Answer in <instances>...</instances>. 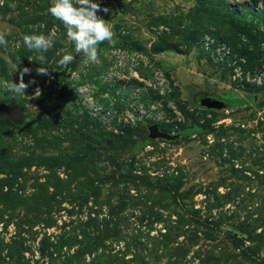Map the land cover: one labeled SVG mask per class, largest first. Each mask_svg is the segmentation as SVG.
I'll list each match as a JSON object with an SVG mask.
<instances>
[{"label": "rangeland", "instance_id": "rangeland-1", "mask_svg": "<svg viewBox=\"0 0 264 264\" xmlns=\"http://www.w3.org/2000/svg\"><path fill=\"white\" fill-rule=\"evenodd\" d=\"M53 2L0 6V81L18 83L24 67V81L35 80L22 96L0 87V98L26 107L21 126L0 117V264H264V81H252L264 72V40L243 35L235 46L228 26L199 25V0H95L115 33L99 48L151 56L185 116L179 130H164L174 140L149 138L143 124L114 133L66 79L82 54L49 13ZM228 3L243 22L256 12L264 29V0ZM53 29L41 64L23 36ZM206 34L230 47L225 62L206 51ZM244 47L255 52L244 55L249 66L236 51ZM65 54L75 59L58 69ZM204 96L227 106L208 109Z\"/></svg>", "mask_w": 264, "mask_h": 264}, {"label": "built area", "instance_id": "built-area-1", "mask_svg": "<svg viewBox=\"0 0 264 264\" xmlns=\"http://www.w3.org/2000/svg\"><path fill=\"white\" fill-rule=\"evenodd\" d=\"M201 43L213 60L228 59L230 47L226 44L207 34ZM85 59L82 55L68 68L66 79L87 114L106 129L122 133L128 127L158 124L161 130H179L185 116L175 98V84L151 56L131 46L113 45L100 48L98 63L86 64ZM248 75L252 77L251 72ZM252 81L263 83L264 72Z\"/></svg>", "mask_w": 264, "mask_h": 264}, {"label": "clouds", "instance_id": "clouds-1", "mask_svg": "<svg viewBox=\"0 0 264 264\" xmlns=\"http://www.w3.org/2000/svg\"><path fill=\"white\" fill-rule=\"evenodd\" d=\"M5 0H0V6H3ZM10 8H15L16 4L10 3ZM49 13L59 20L66 29L68 41L73 42L77 54H82L86 59V64H96L99 61L100 48L99 45L107 42L114 43L115 33L112 27L98 15V12H108V8H101V5L95 0H54L48 9ZM57 38V31L53 29L47 35L30 34L23 36V44L29 51H34L39 55L36 57L42 63L45 62L43 55L49 51ZM6 33L0 32V45H7ZM72 54L63 55L58 61V69L66 68L74 61ZM31 60V59H29ZM17 69V68H16ZM31 69L24 67L20 70L19 82L8 80L0 81V87L15 95L22 96L26 94V90L35 80L24 81V75L29 74ZM37 74L48 75L46 67L36 69ZM37 97L41 91L37 88Z\"/></svg>", "mask_w": 264, "mask_h": 264}, {"label": "trees", "instance_id": "trees-1", "mask_svg": "<svg viewBox=\"0 0 264 264\" xmlns=\"http://www.w3.org/2000/svg\"><path fill=\"white\" fill-rule=\"evenodd\" d=\"M198 3L199 6H198L197 14L198 15L204 14L205 16L204 18H199V20H196L195 22H199V25L211 24V25H220V27L223 25L228 26L227 29L228 38L231 41H235L234 43L235 46L236 43L240 41V38L243 35L248 37L249 40L255 44L264 40V29L262 30L258 28L257 25L255 24V20L257 18L256 12H253L255 16L253 19H251V22L247 23L246 21L245 22L242 21L243 19L242 15L236 13L234 10L230 8L228 0H199ZM236 51L240 53V54L237 53L238 57L240 58L242 57L246 58L245 56L247 55L251 56L252 54H255V52L253 51L250 52L245 47L236 48ZM246 59L249 62H246L245 65L246 66L251 65L250 58H246ZM143 125L148 126L147 124H143ZM132 128L133 127L126 128L124 132ZM162 129L168 130L165 127H162Z\"/></svg>", "mask_w": 264, "mask_h": 264}, {"label": "water", "instance_id": "water-1", "mask_svg": "<svg viewBox=\"0 0 264 264\" xmlns=\"http://www.w3.org/2000/svg\"><path fill=\"white\" fill-rule=\"evenodd\" d=\"M200 104L208 109H224L227 103L218 97L204 96L201 99ZM26 107L20 103L7 102L6 100L0 98V117L5 118L7 123H14L17 126H21L26 121ZM149 138L151 139H166L174 140L178 137V134H172L161 130L158 124L148 125Z\"/></svg>", "mask_w": 264, "mask_h": 264}]
</instances>
